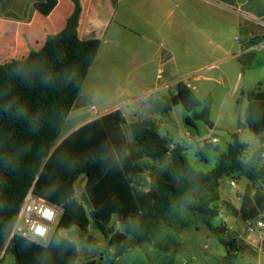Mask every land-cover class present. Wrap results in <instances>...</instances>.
I'll return each mask as SVG.
<instances>
[{
	"label": "trees",
	"instance_id": "trees-1",
	"mask_svg": "<svg viewBox=\"0 0 264 264\" xmlns=\"http://www.w3.org/2000/svg\"><path fill=\"white\" fill-rule=\"evenodd\" d=\"M74 2L76 8L66 27L49 36L41 50L0 65V264L9 249L17 264H80L76 242L59 230L77 227L83 244L95 242L90 234L91 218L76 192L82 176L94 227L112 235L110 245L117 257L150 242L162 220L180 208L198 213L220 243L238 251L234 240L225 239L228 230L213 224L221 213L218 206L211 200L194 202L192 191L235 174L264 181L262 147L245 160L249 146L234 135L227 152L220 153L217 166L199 172L188 162L186 149L169 147L153 120L129 125L138 150L128 152L127 121L119 109L89 121L61 140L63 123L74 110L101 47L98 39L83 41L79 37L83 8L80 0ZM57 4L58 0H36L35 8L49 16ZM176 90L168 100H155L161 114L179 104L192 112L201 104L186 82L179 81ZM246 120L264 144V91L250 93ZM187 121L193 123L190 117ZM169 154L171 166L151 181L149 190H142L143 160L162 161ZM32 189L63 209L58 230L46 245L17 235L7 246L21 205ZM114 216L124 224L125 232L109 228Z\"/></svg>",
	"mask_w": 264,
	"mask_h": 264
},
{
	"label": "rangeland",
	"instance_id": "rangeland-1",
	"mask_svg": "<svg viewBox=\"0 0 264 264\" xmlns=\"http://www.w3.org/2000/svg\"><path fill=\"white\" fill-rule=\"evenodd\" d=\"M190 9V5L184 2L180 3L179 8H175L173 18L177 19V23L171 33L164 29L163 37L154 29L138 24L140 16L133 15V31L127 34L130 40L124 44L121 57L147 62L144 68L150 76L139 82H147L150 85L147 90L151 93L148 97H143L141 90L134 87L139 84L138 81H112L107 74H103L100 85L102 90L100 94H93L92 73L85 82L80 94L82 98L77 104V108L84 115L78 119L65 120L60 138L84 118L95 119L99 114L118 105L124 111L136 110V117L133 113L128 114L129 122L154 120L160 133L172 146L171 149L176 146L186 149L188 162L199 172L206 173L217 166L220 153L227 152L229 144L234 141V135L249 145L243 158L248 160L254 155L260 142L248 126V98L243 91L246 92L245 88L256 91L260 89L256 87L257 81H264V37H257L264 34V28L258 33L254 26L256 30H251L248 38L246 30L241 28L250 26L251 19L236 5L235 0L230 1L226 8L219 5L207 7L210 14L206 15L205 20L192 16ZM183 10L188 11L186 17L180 15ZM162 45L172 52L174 61L164 52L162 62L165 64L161 66ZM253 46L252 51L246 52L247 48ZM101 58L98 65L106 71L108 57L103 53ZM249 62L252 65L251 70L247 66ZM132 71L136 73L134 69ZM172 71L175 74L171 77ZM240 73L244 74L243 83L235 90ZM168 78L173 82L170 88L165 87ZM179 81L194 88L201 104L192 112L179 104L168 114H161L154 106L155 100H168L177 91L174 85ZM124 92H132L133 95L128 97ZM92 106L96 107V113L89 112ZM196 115L204 118L199 119ZM189 117L193 123H188ZM211 124L214 125L213 128ZM124 132L128 141V152L136 153L138 147L128 123L124 125ZM199 151L204 155H200ZM143 164L144 184L141 189L147 191L151 181L160 177L171 166V154L162 161L146 158ZM244 186L246 195L240 189ZM253 190L264 197V181H251L243 175L235 174L222 178L219 183H211L192 191L194 202L211 200L220 212L223 211L213 224L228 230L225 239L235 241L240 250L238 253L220 243L198 213L180 208L162 220L150 242L133 246L117 257L116 249L110 245L112 235H105L94 227L93 208L86 192L85 176L77 183L76 192L91 218L90 234L95 242L83 244L77 227L59 231L76 242L80 264H257L256 257H247L256 251L252 241L243 235L244 220L249 217L252 218L249 220L259 218L253 202L256 196L252 198L250 195ZM232 199L237 201L241 209H236ZM109 228L125 232V226L118 216L113 217ZM129 240L135 243L133 237L129 236ZM1 264H17L10 249L4 254Z\"/></svg>",
	"mask_w": 264,
	"mask_h": 264
},
{
	"label": "crops",
	"instance_id": "crops-1",
	"mask_svg": "<svg viewBox=\"0 0 264 264\" xmlns=\"http://www.w3.org/2000/svg\"><path fill=\"white\" fill-rule=\"evenodd\" d=\"M80 1L83 12L79 22V37L83 41L92 39H98L101 41L99 54L87 76L88 78L93 73L92 91L93 94H100L102 90L100 85L104 77L103 74H107L109 80L112 81L125 80L139 82L141 80H147L150 76L148 70L144 68L147 66L146 61L141 62V59H122L121 57L124 44H126V41L130 40V37H128L127 34H130L133 31L132 27L134 25V21H132V17L139 15L140 20L137 22L138 24L144 25L148 28L150 27L152 30L154 29L160 34L161 37H163L164 29H166L168 33H171L174 30L177 19L175 20L173 16L175 8H179L181 2L190 5L191 9L189 13L192 14V16H197L205 20L206 15L210 14V11L206 10L207 7L219 5L226 8L227 4L232 0ZM235 1L236 5L239 6L241 10L243 9L246 15L251 19L252 24L250 26L241 28L246 30L248 34L247 37L249 38L251 36V30H256V28L257 31L255 32L260 33L261 30L263 31L264 0H243V2H240L239 0ZM35 2L36 0H0V65L12 60L26 59L31 52L41 50L49 36L57 35L66 27L69 18L72 16L76 8L74 0H58L57 7L54 9V11L49 16H45L35 8ZM180 13L182 17H186L188 15V11L185 10L181 11ZM165 25H168L167 28H164ZM254 26L256 28H254ZM261 36L264 37V34L257 37L259 38ZM253 48L254 46L247 48L246 52L252 51ZM164 52H166V55L171 56V61H174L172 52L169 49L164 48L162 45L160 49L161 66L165 64V62H162ZM103 53L104 56L108 57V60H106L105 64L107 66L106 71L103 70V67L98 65V63L100 64L102 61L101 57ZM247 66L249 70H251L250 68H252V65H250V62L247 63ZM132 69H134L136 73H133L134 71H132ZM242 69L244 70V68ZM160 71H163V69ZM171 73L172 74L170 76L172 77L174 76L175 71H172ZM159 77H161V75H159ZM169 78L167 79V83H165L166 88H170L171 83H173ZM243 79L244 74L240 73L238 84L235 90L241 87V82L243 83ZM177 83L178 82H176L174 86H177ZM149 86L150 85L147 82L142 81V83L139 82V84L137 83L134 87L137 90H141L143 97H148V95L151 93L150 90H147ZM256 87H260V90L264 91V81H257ZM244 90H246V92L243 91V94H245L248 98L249 106V95L252 91L248 88H245ZM176 93L177 91L172 94V96H174ZM124 95L130 97L133 95V93L124 92ZM81 98L82 96H79L74 110L70 113L66 121L78 119L84 115L82 110L77 108V104ZM118 109L121 110L120 107L116 105L112 109H108L102 114H99L97 117ZM121 111L127 123L129 125L133 123L129 122L128 114L133 113L136 117V110L128 109L127 111ZM89 112H92L91 108L89 109ZM91 120L93 119L89 117L84 118L76 126H73L62 137L61 140ZM256 139L258 140L257 136ZM258 142L260 141L258 140ZM261 147L264 149V144L260 142L259 148ZM240 189L241 192L243 191L245 193V195L247 194L245 186L241 187ZM250 195L252 198L256 196V199H254L253 202L256 209L258 210L259 218H264V197L256 190L251 191ZM231 202L233 205H235L236 209H241V206L236 200L232 199ZM221 214H223L222 210ZM247 221L248 220H244V224H246ZM243 235L252 241L251 244L254 245V250L256 251V253L253 255H245H247V257H256L257 264H264V248H262L264 245V240L248 234ZM239 251L240 250L238 248L236 253Z\"/></svg>",
	"mask_w": 264,
	"mask_h": 264
},
{
	"label": "built area",
	"instance_id": "built-area-1",
	"mask_svg": "<svg viewBox=\"0 0 264 264\" xmlns=\"http://www.w3.org/2000/svg\"><path fill=\"white\" fill-rule=\"evenodd\" d=\"M91 111L96 113V107L92 106ZM62 213L63 209L60 206L36 195L32 189L21 205L7 246L17 235L37 244H48L58 230ZM244 234L264 240V218L248 220Z\"/></svg>",
	"mask_w": 264,
	"mask_h": 264
},
{
	"label": "water",
	"instance_id": "water-1",
	"mask_svg": "<svg viewBox=\"0 0 264 264\" xmlns=\"http://www.w3.org/2000/svg\"><path fill=\"white\" fill-rule=\"evenodd\" d=\"M211 127L213 128L214 127V125L213 124H211ZM170 148H172V146H169Z\"/></svg>",
	"mask_w": 264,
	"mask_h": 264
}]
</instances>
